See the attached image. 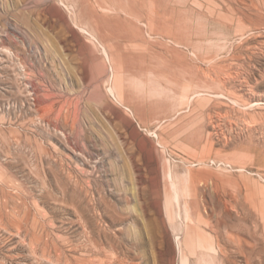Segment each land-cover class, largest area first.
<instances>
[{
    "label": "rangeland",
    "instance_id": "obj_1",
    "mask_svg": "<svg viewBox=\"0 0 264 264\" xmlns=\"http://www.w3.org/2000/svg\"><path fill=\"white\" fill-rule=\"evenodd\" d=\"M0 264H264V0H0Z\"/></svg>",
    "mask_w": 264,
    "mask_h": 264
},
{
    "label": "bare ground",
    "instance_id": "obj_2",
    "mask_svg": "<svg viewBox=\"0 0 264 264\" xmlns=\"http://www.w3.org/2000/svg\"><path fill=\"white\" fill-rule=\"evenodd\" d=\"M200 12V11H199ZM219 69V68H218ZM210 77V76H209ZM206 79V78H205ZM77 197V196H76ZM140 239H138V241H139ZM139 243H140V241H139Z\"/></svg>",
    "mask_w": 264,
    "mask_h": 264
}]
</instances>
